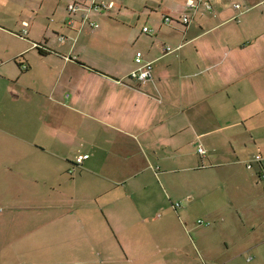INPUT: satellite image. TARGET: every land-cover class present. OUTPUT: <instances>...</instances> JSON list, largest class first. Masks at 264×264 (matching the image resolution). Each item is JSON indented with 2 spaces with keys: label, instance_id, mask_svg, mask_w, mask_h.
<instances>
[{
  "label": "crops",
  "instance_id": "obj_1",
  "mask_svg": "<svg viewBox=\"0 0 264 264\" xmlns=\"http://www.w3.org/2000/svg\"><path fill=\"white\" fill-rule=\"evenodd\" d=\"M71 1L0 0V260L264 264V4L212 0L185 26L188 0H143L154 33L89 57L111 37L68 26ZM113 2L92 21L135 15Z\"/></svg>",
  "mask_w": 264,
  "mask_h": 264
},
{
  "label": "built area",
  "instance_id": "obj_2",
  "mask_svg": "<svg viewBox=\"0 0 264 264\" xmlns=\"http://www.w3.org/2000/svg\"><path fill=\"white\" fill-rule=\"evenodd\" d=\"M261 4H264V0H261ZM114 2L113 0H72L68 6H67V12L69 14V18L67 20V25L74 27L77 23V19H80L81 22V28H83L84 25L89 24L92 28L98 29L100 28V25L96 21H92V15L102 12H107L113 9ZM187 7L193 12V14L188 13L183 15L181 18V22L185 26H189L194 19V15L198 13L201 9H204L206 12H212L214 10V4L212 0H188L187 1ZM233 9L238 12V15L234 19H239V17L244 13L247 12L249 9L243 7L241 4H234ZM164 21L166 23H171L173 21V18L170 16H164ZM29 24L27 22H23V34L22 36H26L28 34L27 27ZM80 28V29H81ZM144 32L149 34L153 33L151 29L148 27H145ZM65 37L61 36L60 40H64ZM39 47V45H36ZM182 46L178 47H172L169 45H166L164 47V51L167 54L175 53L180 50ZM135 61L138 65L137 69H135L133 72L130 73L128 76L129 79L143 82L147 81L148 79L152 78L153 75V65L151 63H144L143 61V53L138 52L136 54ZM26 68V66H24ZM199 153L202 155L206 154V150L203 147L199 148ZM89 158V155H81L78 156L76 159V163L78 165H82L83 162ZM261 155L256 156L255 160L258 162L261 161ZM248 168H252V164H249ZM261 181L264 182V172L260 176ZM180 203L176 204V207H180ZM199 223H202V221H199Z\"/></svg>",
  "mask_w": 264,
  "mask_h": 264
},
{
  "label": "rangeland",
  "instance_id": "obj_3",
  "mask_svg": "<svg viewBox=\"0 0 264 264\" xmlns=\"http://www.w3.org/2000/svg\"><path fill=\"white\" fill-rule=\"evenodd\" d=\"M146 1L149 3L148 7L150 8L151 5H153L152 4L153 2H149L148 0H146ZM128 2H130V1H128ZM144 6H145V2L143 0H134L133 6L129 5V7H130L129 12H135V15L132 16V19L128 20V21L123 20V18H121V17H116V18L111 19V20H105L102 18L103 20H101V22H100L101 28H100V30L99 29L98 30H99V32L109 31L108 36H110L111 38H107L104 40L100 39V40L96 41L94 46L92 48L88 49V52H87L88 56L89 57H99L98 54L96 53V51H97V49H100L99 47L103 46V42H104V44L105 43L106 44H114L115 40L123 39V38H126V40L129 42V44L121 47V51H120V53L122 52L121 57L125 56V53L131 54L133 51H135L132 48L131 44H133V42L139 36L142 35V33H141L142 28L145 25H147V27L149 29L154 28V26L156 25V20H159V18L161 17V12L163 11L162 6L155 7L156 9H159L157 11L160 12V14H155L154 16H152V19H154V21L153 20H146L147 17L145 15V13H142V11L144 10ZM136 14H138L140 16V20H138V15H136ZM152 31L154 33V29ZM149 34H151V33H149ZM69 173L74 174L75 170L71 169L69 171ZM262 187L264 188V186H262ZM161 215H162V213H161ZM15 216H16V214H15ZM16 217L18 220L19 215ZM1 233H2V228L0 226V249L3 248L2 244H1V238H2ZM20 233H21L20 229H14L11 231V235H17V237L20 236ZM12 255L13 254H11V256ZM26 261H27V264H34V262H32V261H29V260H26ZM23 262H24V260L20 262V261H17L16 258H12V257H11V260H9L8 262L6 260H2V259L0 260V264H23Z\"/></svg>",
  "mask_w": 264,
  "mask_h": 264
},
{
  "label": "trees",
  "instance_id": "obj_4",
  "mask_svg": "<svg viewBox=\"0 0 264 264\" xmlns=\"http://www.w3.org/2000/svg\"><path fill=\"white\" fill-rule=\"evenodd\" d=\"M70 174H72V173H70Z\"/></svg>",
  "mask_w": 264,
  "mask_h": 264
}]
</instances>
